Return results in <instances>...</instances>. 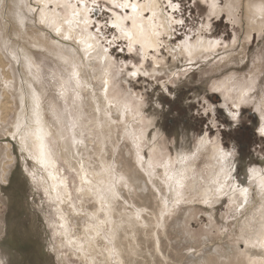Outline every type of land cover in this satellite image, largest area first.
Returning <instances> with one entry per match:
<instances>
[{"label": "bare ground", "instance_id": "1", "mask_svg": "<svg viewBox=\"0 0 264 264\" xmlns=\"http://www.w3.org/2000/svg\"><path fill=\"white\" fill-rule=\"evenodd\" d=\"M97 1L30 0L28 3V0H0V93L2 91L0 133L2 136H10L9 138L4 136L8 142L0 141V196L2 195L5 201L13 198L4 188L16 167V158L13 154V144L16 143L22 153V159L27 161L23 163L27 168L25 177L31 182L37 180L49 200L58 207V218L54 221V228L61 245L69 246L71 253L87 264H108L110 260H114L115 264H125L119 247L122 233L124 229L132 227L133 237H136L141 224L150 225L144 211L152 210V213H157L156 209H151L153 201L154 205L158 202L155 198L163 201L165 207L159 209L160 212L152 223L154 230L157 229L155 236L160 244V251L163 249L161 231L158 228L168 234L167 223L174 214L185 207L179 219V222H182L180 228L186 235H190L191 231L189 234L185 225L194 213L196 204L215 209L217 203L223 204L226 201L229 204L228 208L234 212L233 221L231 223L222 221L218 228H221L223 236L230 225V229L238 238L237 245L228 244L227 241L228 243L223 245L217 243V247L214 248L201 246L197 248L199 244L196 245L193 236H190L191 243L194 244L191 246L193 250L195 252L202 250L197 256L192 254L190 258L194 261L190 264H264V160L254 168H249L250 176H245L244 180H241L236 172L237 162L230 150L223 146L222 140L212 141L208 136L201 138L195 150L184 149L175 159L164 155L160 148L152 149L148 156L144 149L153 137L145 134L146 130L141 125L145 121L143 115L145 104L142 106L139 100H135L134 94L133 99L118 90L119 77L113 72V65L110 66L112 61L113 63L115 61L110 58L111 45L104 44L98 34L91 31V25L94 24L91 9L96 10ZM105 1L117 6L115 9L112 7L114 17L109 24L119 31L124 41L128 42L126 48L130 52L142 54L145 62L148 57H153L156 67L164 60L157 56L162 53L164 45H167L175 61L180 60L182 55L188 61L180 62L182 63L180 69L185 68V72L188 68L207 64H215L219 68L225 61L235 60V50L228 46L222 48L224 42L222 38H212L203 34V29L209 30L210 21L203 23L197 37L185 35L178 43L172 41L175 36L173 33L175 25L183 20L182 17L176 18L174 14L179 9L177 0ZM202 1L208 5L209 18L219 17L226 11L231 24L240 22L244 35L240 37L238 35L236 38L239 44L249 43L255 32L260 35L263 33L264 0H228L225 2L226 6H222L219 0ZM241 10L244 14L243 18L239 19L237 16ZM47 26L51 29L48 30ZM28 37L35 39L37 46L45 48L48 53L56 56L64 67H68L66 75H60L58 71L56 76L58 75L61 81L59 86L64 100L72 104L73 113L72 109L65 108L68 113H72L70 117L60 102L50 99L43 88L44 65L39 62L36 50L34 52L32 47L28 46ZM168 38L169 40H166ZM137 46L140 51L137 50ZM15 63H20L21 66L15 67ZM180 69L177 73L184 72ZM139 71V68L135 69V72ZM234 74L222 81L220 78V82L212 83L213 89L222 94V104L233 119L239 118L243 104L246 105L250 99L253 101L252 90L255 83L251 75L252 80L243 81L235 77L238 72L235 76ZM114 76L118 78L117 81ZM246 77L245 79H248ZM72 88L74 92H71ZM61 91L59 89V92ZM86 93L93 97L96 106L95 115L91 117L93 124L83 119L84 106L89 104L87 100L89 96L85 98ZM17 100L21 108L19 109L18 103V109L16 108L18 115L10 122L6 120L8 104L17 103ZM256 105L258 108H255L261 110L264 129V109L262 110L260 104ZM112 113H117L124 121V125L119 126L124 131V138L130 141V148L124 146V149L130 152L132 156L130 159L133 158L135 163L125 161L122 170L120 166L115 165L117 161L114 163L105 155L98 154L99 166L90 168L91 160H88L89 157L85 158L83 149L90 154L91 149L95 150L97 143L101 150H104L107 135L113 132V127H119L118 124L111 122L117 121ZM68 121L71 127H68ZM4 129L7 131L4 132ZM90 129L94 136L86 138L87 133L84 132ZM92 141H95V145L90 144ZM205 153L206 173L198 165L199 159ZM98 160L96 159V162ZM122 185L127 188V190L124 188V211L117 207L121 205L118 198L123 194ZM76 189L80 191L78 197ZM153 190H156V193H153ZM32 192L36 196L35 189ZM149 196H153L154 199L148 200ZM88 198H93L95 205L89 206L90 211L84 208ZM210 216L215 214L210 213ZM83 218L89 220L78 229L75 226H78L79 220ZM10 223L11 221L5 226V223L0 222V237L6 232L12 237L14 232L9 230ZM44 238V240L50 238L47 230ZM232 239L231 242H234L235 239L233 241ZM100 240L106 241L109 245L100 244ZM242 243L246 246L243 250ZM55 244L50 248L51 254L52 252L58 254L60 264H69L70 260H67L57 248L59 244L57 246ZM102 252L103 258H99L98 253ZM14 257L16 256L0 242V264H12Z\"/></svg>", "mask_w": 264, "mask_h": 264}, {"label": "rangeland", "instance_id": "2", "mask_svg": "<svg viewBox=\"0 0 264 264\" xmlns=\"http://www.w3.org/2000/svg\"><path fill=\"white\" fill-rule=\"evenodd\" d=\"M219 1L222 6H226L225 2L228 0ZM29 2L30 0H28V3ZM177 2L179 3V9H177L174 14L176 18L182 17L183 20L175 25L173 32L175 36L172 38V41L178 43L185 37V35L197 37L200 33V28L202 29L203 23L206 24L207 21H210L211 24L209 30L205 31L203 29V34L205 33L212 38H222V41H224L222 43V48L228 46V48L234 49V53L236 54L235 60L225 61L220 64L219 68H217L215 64H207L206 66L202 64V66H198L200 65L198 64L196 65L198 67L188 68V71L185 72V68L180 69V66H182V63L180 62L188 61L183 58V55L180 57V60L175 61L172 53H169L167 45H164L165 47H162V53L157 55L164 59L161 65L156 67L154 65L153 57H148L145 62L143 61L142 54H137L133 51L130 52L128 48H126L128 42L124 41V38L120 37L121 34L119 31L109 24L114 17V15L112 16V7L115 9L117 6L105 0H98L95 2L96 4L94 3L96 10L91 9V14L94 18V24L91 25V31L96 32L104 44L111 45L109 46L110 58L115 61L114 63L112 61L110 66L113 65L112 70L116 73L114 74L119 77V79L116 76L114 77H116V81L117 79L119 80L117 81L119 83L118 86L122 87H117L118 90H121L122 94L125 93L133 99L135 97V100H139L142 106L145 104L143 106L145 121L144 123H141V125H143L146 130L145 134L153 137L144 149V152L148 156L152 149L160 148L163 150L164 155L167 154V157L175 159L184 149L188 151L195 150L198 147L201 138L208 136L212 141H216L215 139H218L219 141L222 140L223 146L230 150L235 162H237V176H239L241 180H244L245 176H250L248 169L251 167L254 168L255 165L264 160V131H262L263 117L261 116V110L255 108L257 107L256 104H260L262 110L264 109V99H262L264 98V30L261 35L255 32L254 36L249 39V43H245V45L244 43L239 44L240 42L236 40V38H238V35L239 37L244 35V29H242L240 22L238 24H231L226 11L219 17L211 16L212 18H209L208 5L202 0H177ZM7 5L8 2L6 7ZM238 13L237 17L242 19L244 14L243 11L241 10V12L239 11ZM47 28L48 30L51 29L48 26ZM28 38V46L32 47L34 52L36 50L35 54L37 58H39V62L44 65L42 86L46 89L48 97L52 100H58L63 106L64 111L67 113V110L70 109H72L73 113L72 104L70 101L64 100L60 87L61 81L59 76H56L58 71L60 75H66L68 73V67H64V64L60 62L56 56L48 53L45 48L37 46L35 39ZM166 40H169V38ZM138 48L139 46H137V50L140 51ZM152 53L154 52L152 51ZM143 62H145V64H143ZM16 65L18 68L21 66L20 63H15V67ZM54 68L58 69L55 70ZM137 68L140 70L138 73L135 72V69ZM178 68L185 73H177L179 70ZM141 69L143 71H141ZM236 72L240 75L237 74V76H235ZM231 74H234V76L237 77V80L241 79L247 81L249 79H255V86L253 85L254 88L252 90L254 96L252 98L253 101L250 99L252 103L249 101L246 105L243 104L242 110L239 111V118L235 119L229 115L227 108L222 104V94L219 91L214 90L212 84L215 81L220 82V78L222 81L225 77H230ZM250 75L251 78H254L251 79ZM245 77L248 79H245ZM256 77L257 79L259 78V80H257ZM57 80H59V82ZM257 82H259L258 85H256ZM116 85L117 84H115V88ZM59 89L61 92H59ZM74 91V88H72L71 92ZM0 94L2 95V91ZM133 94L134 97H132ZM87 96L89 97L87 98ZM85 98L89 100V104L84 106L85 117L83 119L86 122L90 121L89 124H91L93 122L91 121V117H94L95 115L94 112H96V106L91 95L86 93ZM253 102L255 103L253 104ZM8 106L9 109L6 115V120L11 122L12 120L14 121L18 115V110L16 112V108L18 109L19 107L20 109L21 105L17 100V103L11 102ZM65 108L67 110H65ZM72 113H68L69 117ZM112 115H114L113 117L117 121L111 122H114L115 125L118 124V126L124 125V121L119 118L117 113H112ZM67 123H69L68 127H71L70 122L68 121ZM119 127H113V132H110L109 136L107 135L106 141H109V143L107 144L105 141L104 150H101L100 145L97 143L95 150L91 149L90 154L83 149L86 155L85 158L89 157L90 159L88 160H91V163H89L90 168L94 169V166H99L98 154L105 155L110 161H114V163L117 161L115 165H117V167L120 166L122 170H124V163H135L133 158V161L130 159L132 157L130 152L127 149H124L125 147L128 149L130 148V141L127 138H124V131H122L123 129L121 127L120 130ZM91 129L84 132V134L87 133L85 135L86 138H92V136H94ZM119 130L120 132H118ZM5 131H7V129H4V132ZM1 136L0 133L1 142L6 141L5 137H10L3 135L2 137H5L2 138ZM88 141L90 142V140ZM90 144L95 145V141H92ZM116 145H118V147H116ZM13 147L15 148H13V154L16 158V167H14L4 188L8 195L10 197L12 195L13 198L10 201H5L3 196H0V222L5 223V226H8V222L11 221L9 230L14 232L12 237L8 236L9 232H6V235L4 234L3 237H0V242L16 256L13 258L12 264H60L58 254L55 252H52L51 254L50 251L52 244L55 243L56 246L59 244L57 248L61 250L63 256L67 257V260H70V263L68 261L69 264H87L77 255L71 253L72 251L69 246L61 245L60 238L55 233L54 228V221L58 218V207L53 201L49 200L47 193L44 192L43 187H41L37 180L34 179V181L31 182L25 177V175L27 176V168L23 163L27 161L22 159V153L16 143L13 144ZM206 155L207 153H205V155L198 161L199 168L201 167L200 169L203 171L206 169ZM126 158L128 159L126 160ZM96 159L98 160L97 162ZM19 161L22 164H20ZM78 178L76 177V179ZM71 183L73 186V179L71 180ZM123 185V194L118 198L121 205H117V207H121L122 211H124V188L127 190ZM142 186L144 187L145 185L143 184ZM34 189L37 193L36 196L32 192ZM75 193L78 197L80 191L76 189ZM153 193H156V190H153ZM5 196L7 197V195ZM150 199H154L153 196H149L148 200ZM155 199H158L159 203L156 202L157 204L154 205L153 201V207H151V209H156L157 213H152V210L151 212H149L150 210L144 211V214L149 219L150 225H145V227L141 224L140 228L136 225L139 231L136 237H133L132 227L126 228V230L124 229V232L122 233L119 247L124 257L125 264H190L194 261L190 258L192 254L197 256L202 251L197 250L195 252V250H193L191 246H194V244L191 243L192 239L190 236H193L196 245L199 244L197 248H199V246H201V248H214L217 247V243L223 245L228 242V244L234 243V245H237L238 238L230 229V225L227 233L223 236L221 234V228H218L223 222L231 223L233 221L234 212L228 208L229 204L225 201L223 204L221 202L217 203V207H214L215 209H213V207L208 208L206 205L196 204L194 207L196 208L194 213L185 225L188 227L186 231L189 234L191 231L190 235H186V232H182L183 229L180 228L182 222L180 223L179 219L182 217L185 207L178 213L174 214L167 223L169 226L168 234L164 233L161 228H158L161 231V245L163 249V251H160V244L155 236L157 229L156 231L154 230L155 228L152 223L156 220V215L160 212L159 209H164L165 207L163 206V201L159 200V198ZM93 203V198L86 199V206H84L85 210L90 211V207H95ZM129 206L131 207L130 204ZM54 210L56 211L55 213ZM46 212L49 214H46ZM210 213H214L215 216H210ZM87 220H89V218L80 219V224L75 227L79 229L82 224L87 223ZM45 230H47L48 235H50L48 240H44ZM52 232L54 234H52ZM207 235H209V237H207ZM232 237L235 240L232 239ZM231 239L232 241L234 240V242H231ZM48 243H50V245H48ZM99 243L109 245L106 241L100 240ZM241 246L243 247H241L242 250L246 247L245 243H242ZM70 254H73L74 257ZM98 256L99 258H103V252L98 253ZM108 264H115V261L110 260Z\"/></svg>", "mask_w": 264, "mask_h": 264}, {"label": "snow or ice", "instance_id": "3", "mask_svg": "<svg viewBox=\"0 0 264 264\" xmlns=\"http://www.w3.org/2000/svg\"><path fill=\"white\" fill-rule=\"evenodd\" d=\"M262 131H264V129H262ZM246 191V190H245Z\"/></svg>", "mask_w": 264, "mask_h": 264}]
</instances>
